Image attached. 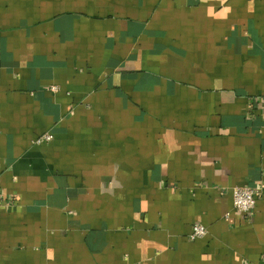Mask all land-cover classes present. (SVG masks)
Wrapping results in <instances>:
<instances>
[{"label":"crops","instance_id":"obj_1","mask_svg":"<svg viewBox=\"0 0 264 264\" xmlns=\"http://www.w3.org/2000/svg\"><path fill=\"white\" fill-rule=\"evenodd\" d=\"M263 112L264 0H0V264H264Z\"/></svg>","mask_w":264,"mask_h":264},{"label":"built area","instance_id":"obj_2","mask_svg":"<svg viewBox=\"0 0 264 264\" xmlns=\"http://www.w3.org/2000/svg\"><path fill=\"white\" fill-rule=\"evenodd\" d=\"M53 91H57L56 87L52 88ZM262 101L260 98H255L254 102L259 103ZM264 113V112H263ZM52 139L51 135L45 134L41 136L37 143L43 141H50ZM232 204L235 211L244 214L246 216H251L255 210L257 202V193L248 186H236L231 189ZM0 202H2V194L0 193ZM207 234V229L200 223L193 224L191 232L188 235L190 241H195L205 237Z\"/></svg>","mask_w":264,"mask_h":264}]
</instances>
